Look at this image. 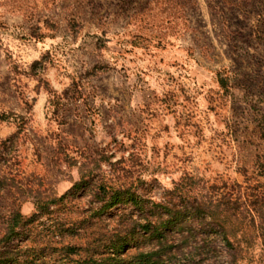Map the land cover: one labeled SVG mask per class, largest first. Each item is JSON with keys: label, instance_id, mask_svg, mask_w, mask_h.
<instances>
[{"label": "rangeland", "instance_id": "374dc122", "mask_svg": "<svg viewBox=\"0 0 264 264\" xmlns=\"http://www.w3.org/2000/svg\"><path fill=\"white\" fill-rule=\"evenodd\" d=\"M0 182V241L36 214L19 264L94 259L121 188L229 202L237 258L189 217L211 251L164 264H264V0H0Z\"/></svg>", "mask_w": 264, "mask_h": 264}, {"label": "trees", "instance_id": "16d2710c", "mask_svg": "<svg viewBox=\"0 0 264 264\" xmlns=\"http://www.w3.org/2000/svg\"><path fill=\"white\" fill-rule=\"evenodd\" d=\"M1 184L0 182V187ZM4 186L2 184V187ZM174 192L176 193V191ZM184 196L186 198H183L182 204L174 203L172 198L169 201L156 203L138 198L130 188L104 191V194L99 198L102 203L101 208L90 210L92 218H100L104 213L114 208L128 205L133 210L140 211L141 217L136 219L133 210L129 213L125 210L119 217L115 229L96 241L99 244L96 248L97 251L87 257L94 259L75 264H164L168 260L185 256V251H188L187 254L190 256H206L207 249L211 251L210 246L205 236L201 237L202 246L199 245L198 236L189 217H192L193 221H197L203 227L211 225L228 248L227 257L237 258L238 248L230 240L231 231L227 227L229 219L233 216V214H229L232 210L229 208V202L228 204L215 205L211 199L204 200L196 197L191 198L188 195ZM40 204L38 210H41L43 214H48L50 203ZM35 218L36 214L27 219L20 211H15L10 216L7 233L0 241V264L23 262L19 259L22 245L15 242L22 238L27 227L36 221ZM55 226L54 234L63 233L65 225L57 224ZM142 234L145 237L139 242ZM176 235H179V240ZM178 242L180 244H177ZM140 243L141 245L153 244L154 248L147 252L131 253L138 247L140 248ZM192 244L195 246L193 247ZM63 251L65 258H69L77 252L75 247H66ZM95 258L100 259L96 260Z\"/></svg>", "mask_w": 264, "mask_h": 264}]
</instances>
